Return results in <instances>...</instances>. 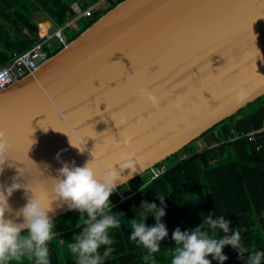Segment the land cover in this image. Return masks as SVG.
Instances as JSON below:
<instances>
[{
  "label": "water",
  "instance_id": "1",
  "mask_svg": "<svg viewBox=\"0 0 264 264\" xmlns=\"http://www.w3.org/2000/svg\"><path fill=\"white\" fill-rule=\"evenodd\" d=\"M141 85L158 107L136 97ZM262 96L264 0H122L0 90V184L50 189L63 161L111 164L127 136L142 169L133 179ZM31 195L15 190L6 216L22 220ZM52 204L53 220L72 211Z\"/></svg>",
  "mask_w": 264,
  "mask_h": 264
},
{
  "label": "trees",
  "instance_id": "2",
  "mask_svg": "<svg viewBox=\"0 0 264 264\" xmlns=\"http://www.w3.org/2000/svg\"><path fill=\"white\" fill-rule=\"evenodd\" d=\"M98 1L0 0V65L10 62L14 52H25L37 43H42L47 56L56 53L62 44L56 38H52L53 45L47 42L56 29L62 28L69 41L122 0H112L108 6L95 9L88 17L81 15L75 6V2H79L81 8L86 9ZM263 121L264 96L200 137L213 135V141L220 142L219 146L214 147L212 141L198 151L194 141L158 163L168 166L159 177L150 180L147 170L119 187L123 194H131L122 202L117 203V192H113L110 200L121 225L111 231L113 252L104 264H149L144 259L145 250L129 239L128 225L135 218L141 200L160 204L157 193L165 194L166 210L162 220L169 229V236L161 241L155 264H170L174 247L172 230L177 226L184 230L200 223V213L206 215L208 211L225 215L231 221L230 227L241 232L243 244L250 249H264V137L256 141L262 142L261 149H256L257 143L244 135L228 140L234 133L259 128ZM182 154L186 157L182 158ZM82 220L76 210L54 219L55 235L49 242L51 264H75L67 245L74 233L80 231L77 224ZM146 223L154 224V217L148 216ZM223 251L228 255L224 264H244L231 246H225ZM12 264L32 262L22 257Z\"/></svg>",
  "mask_w": 264,
  "mask_h": 264
},
{
  "label": "clouds",
  "instance_id": "3",
  "mask_svg": "<svg viewBox=\"0 0 264 264\" xmlns=\"http://www.w3.org/2000/svg\"><path fill=\"white\" fill-rule=\"evenodd\" d=\"M135 95L138 99H146L153 107L162 102V97L146 85L139 86ZM84 141L86 143L85 137ZM132 142L131 136L123 138L124 150L111 164L94 158L93 153L82 166L76 165L74 160L63 161L50 189L37 182L24 184L16 177L10 185L0 184V264H12L22 257L32 264H51L49 242L55 235V222L49 214L55 211L52 201L56 199L83 217L77 224L80 231L74 233L67 245L75 264H104L113 252L111 231L121 225L119 216L113 211L110 196L118 185L128 183L137 171H142L138 155L127 150ZM70 144L80 152L86 149L72 140ZM8 147L7 143L0 147L5 153L4 159L0 160V173L3 172ZM62 151L56 154L58 160ZM116 164L119 171L114 167ZM124 169H129L127 175H121ZM22 188L26 196L28 190L32 193L27 202L14 212V216L22 217V220L9 218L6 212H13L9 197ZM164 195L157 193L159 205L155 201L141 200L135 218L128 225L129 239L145 250L144 259L149 264H155L156 254L161 251V241L169 236V229L162 220L166 210ZM148 216L154 217V224L146 223ZM200 216V223L184 230L179 226L172 230L174 247L170 264H213L214 261L224 264L228 260L223 251L225 246L235 249L244 264H264V249H250L243 244L241 232L230 227L231 221L225 215L208 211L206 215L200 213Z\"/></svg>",
  "mask_w": 264,
  "mask_h": 264
},
{
  "label": "built area",
  "instance_id": "4",
  "mask_svg": "<svg viewBox=\"0 0 264 264\" xmlns=\"http://www.w3.org/2000/svg\"><path fill=\"white\" fill-rule=\"evenodd\" d=\"M102 2L109 3L110 0H101ZM99 2V1H98ZM98 2L96 4H98ZM75 6L77 10L80 12L81 15L88 17L91 16L92 13L95 11V9L103 8V7H93L90 6L86 9L81 8V4L79 2H75ZM97 6V5H96ZM108 6V5H107ZM106 7V6H105ZM50 38H56L62 45H65L68 40L63 32L62 28L56 29L51 35ZM42 43H37L34 46H32L30 49H28L25 52L22 53H13V58L10 62H8L5 65H0V90L4 89L7 85L12 83L15 79L21 78L25 76L28 73H32L33 70L42 62L44 61L48 56L46 52L43 50V47L41 45ZM230 135L228 137V140H235L239 136H246L248 140L250 141H257L260 140L262 137H264V121L263 124L256 129L249 130L246 133H240L235 135ZM214 147L219 146L220 142L217 140L213 141ZM257 143V142H256ZM263 148L262 142H258L256 144V149ZM186 157V154H182V158ZM168 166L161 164V165H155L153 167H150L149 175L150 180H153L160 175H162L166 170ZM117 192V203L122 202L126 198H128L131 194H123L121 191L116 190Z\"/></svg>",
  "mask_w": 264,
  "mask_h": 264
},
{
  "label": "rangeland",
  "instance_id": "5",
  "mask_svg": "<svg viewBox=\"0 0 264 264\" xmlns=\"http://www.w3.org/2000/svg\"><path fill=\"white\" fill-rule=\"evenodd\" d=\"M112 2V0H110V3ZM97 5V6H96ZM107 5H109V3H105V2H102L101 0H99V2H98V4H93V5H91V6H93V7H105V6H107ZM71 24V23H70ZM210 137H203V138H198L196 141H195V143H194V145H195V147H196V149L198 150V151H200V150H202L207 144H210L212 141H213V135L211 136V135H209ZM216 147V146H215Z\"/></svg>",
  "mask_w": 264,
  "mask_h": 264
},
{
  "label": "crops",
  "instance_id": "6",
  "mask_svg": "<svg viewBox=\"0 0 264 264\" xmlns=\"http://www.w3.org/2000/svg\"><path fill=\"white\" fill-rule=\"evenodd\" d=\"M73 23V22H72ZM47 42L50 44V45H53L55 43V41L52 39V38H48Z\"/></svg>",
  "mask_w": 264,
  "mask_h": 264
}]
</instances>
